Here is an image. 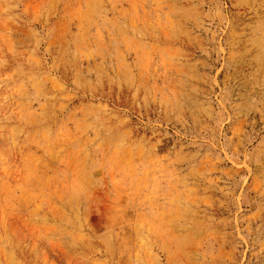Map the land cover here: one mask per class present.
<instances>
[{"label": "rangeland", "instance_id": "1", "mask_svg": "<svg viewBox=\"0 0 264 264\" xmlns=\"http://www.w3.org/2000/svg\"><path fill=\"white\" fill-rule=\"evenodd\" d=\"M0 264H264V0H0Z\"/></svg>", "mask_w": 264, "mask_h": 264}]
</instances>
